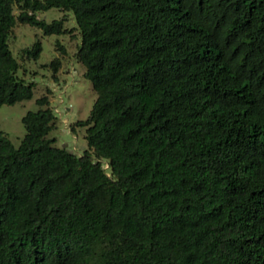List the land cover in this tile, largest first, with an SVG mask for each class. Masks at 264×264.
<instances>
[{"label": "trees", "instance_id": "16d2710c", "mask_svg": "<svg viewBox=\"0 0 264 264\" xmlns=\"http://www.w3.org/2000/svg\"><path fill=\"white\" fill-rule=\"evenodd\" d=\"M51 9L96 99L80 155L45 96L0 131V264H264V0H0V107L32 98L16 24L69 32Z\"/></svg>", "mask_w": 264, "mask_h": 264}, {"label": "rangeland", "instance_id": "374dc122", "mask_svg": "<svg viewBox=\"0 0 264 264\" xmlns=\"http://www.w3.org/2000/svg\"><path fill=\"white\" fill-rule=\"evenodd\" d=\"M13 14L19 15L16 6ZM63 17L66 18L65 29L69 32L60 36H45L38 28L16 24L9 39V48L20 64L17 76L27 84L33 85L32 98L13 106L0 107V131L18 147L25 136L22 118L28 112L38 111L36 101L45 96L56 118L55 127L48 138L55 139V147L66 148L80 155L86 148L85 128L76 127L75 124L88 118L96 94L91 83L84 77V67L75 59L80 43L79 33L70 13L65 14L60 10L51 9L37 14V19L46 23ZM36 42H40L41 45L38 60H25L22 50L31 48ZM57 42L64 47L66 51L64 56L57 50ZM55 58L61 61L56 74L57 80L53 79L51 69L48 67Z\"/></svg>", "mask_w": 264, "mask_h": 264}]
</instances>
